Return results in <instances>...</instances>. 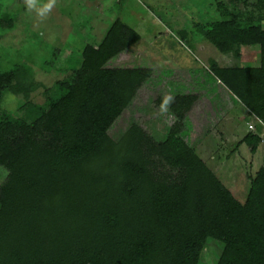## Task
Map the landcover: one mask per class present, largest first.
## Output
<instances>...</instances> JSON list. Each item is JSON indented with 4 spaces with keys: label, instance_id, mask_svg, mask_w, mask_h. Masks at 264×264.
I'll use <instances>...</instances> for the list:
<instances>
[{
    "label": "trees",
    "instance_id": "obj_1",
    "mask_svg": "<svg viewBox=\"0 0 264 264\" xmlns=\"http://www.w3.org/2000/svg\"><path fill=\"white\" fill-rule=\"evenodd\" d=\"M196 31L234 56L259 47L256 66L207 69L264 126L260 20L225 17ZM138 39L119 17L96 46L73 39L80 58L50 86L27 63L0 64V264H197L208 238L222 243L215 264H264V164L238 200L182 137L198 95L168 101L175 122L162 141L136 123L110 137L152 70L105 64ZM261 138L249 130L240 143L254 153Z\"/></svg>",
    "mask_w": 264,
    "mask_h": 264
},
{
    "label": "rangeland",
    "instance_id": "obj_2",
    "mask_svg": "<svg viewBox=\"0 0 264 264\" xmlns=\"http://www.w3.org/2000/svg\"><path fill=\"white\" fill-rule=\"evenodd\" d=\"M219 1L231 15L226 18L252 17L264 27V0H32L31 8L27 0L0 1V18L9 13L13 19L11 28L0 27V64L27 63L35 78L50 86L65 74L67 65L80 58L73 39L96 46L118 16L138 32L139 39L105 66L148 67L152 73L111 125L110 137L118 140L136 123L162 141L175 122L164 105L165 98L196 94L198 99L186 117L182 137L243 201L250 178L264 164V142L251 153L240 139L248 132L249 123L257 134L264 133V126L239 101H233L207 65L215 61L219 66H256L259 47L241 45L234 56L220 51L196 31L198 24L225 18L217 8ZM49 3L51 8L45 10ZM182 31L186 32L184 37ZM70 34L76 38H70L73 44L68 45ZM216 84L220 90L213 86ZM13 105L12 99L5 106ZM6 172L0 166V184ZM221 248V241L208 238L197 264H215Z\"/></svg>",
    "mask_w": 264,
    "mask_h": 264
},
{
    "label": "clouds",
    "instance_id": "obj_3",
    "mask_svg": "<svg viewBox=\"0 0 264 264\" xmlns=\"http://www.w3.org/2000/svg\"><path fill=\"white\" fill-rule=\"evenodd\" d=\"M27 3H28V7H29V8L33 7L32 0H27ZM51 6H52L51 3L45 5V10L50 9ZM170 99H171L170 97L165 98V100H164V105H167V103H168V101H169ZM162 106H163V105H162Z\"/></svg>",
    "mask_w": 264,
    "mask_h": 264
},
{
    "label": "crops",
    "instance_id": "obj_4",
    "mask_svg": "<svg viewBox=\"0 0 264 264\" xmlns=\"http://www.w3.org/2000/svg\"><path fill=\"white\" fill-rule=\"evenodd\" d=\"M118 17V16H117ZM116 17V18H117ZM115 19V18H114ZM193 64V63H192ZM190 66H192V65H189V67ZM213 77V76H212ZM215 79V78H214ZM216 82H218L217 80H216ZM213 86H215V87H218V89L220 90L221 89V87L220 86H218L217 84L216 85H213ZM236 106V105H235ZM241 111H243L242 110V108H241ZM189 117H191V114L189 115ZM223 119H224V117H223ZM263 129V128H262ZM249 131V130H248ZM262 131V133L260 132V133H258L261 137L264 135V133H263V130H261ZM254 132H256V131H254ZM244 135H242L241 136V138L243 137ZM264 142V141H263ZM257 150V149H256ZM209 166V165H208ZM210 167V166H209ZM210 168H212V167H210ZM214 168H212V170H213Z\"/></svg>",
    "mask_w": 264,
    "mask_h": 264
},
{
    "label": "built area",
    "instance_id": "obj_5",
    "mask_svg": "<svg viewBox=\"0 0 264 264\" xmlns=\"http://www.w3.org/2000/svg\"><path fill=\"white\" fill-rule=\"evenodd\" d=\"M253 128H254L253 124L249 123V124H248V129H249V130H253ZM263 141H264V140L261 138V142H263Z\"/></svg>",
    "mask_w": 264,
    "mask_h": 264
}]
</instances>
